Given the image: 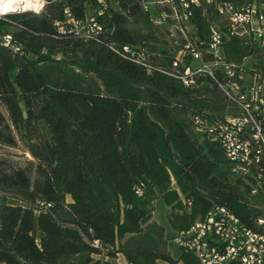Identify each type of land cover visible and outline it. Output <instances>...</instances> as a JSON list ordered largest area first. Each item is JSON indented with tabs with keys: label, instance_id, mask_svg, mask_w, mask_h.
I'll list each match as a JSON object with an SVG mask.
<instances>
[{
	"label": "trees",
	"instance_id": "1",
	"mask_svg": "<svg viewBox=\"0 0 264 264\" xmlns=\"http://www.w3.org/2000/svg\"><path fill=\"white\" fill-rule=\"evenodd\" d=\"M141 1L45 0L40 13L0 18V38L22 49L14 55L0 40V145L20 143L36 161H0V264H112L118 254L128 264H199L170 246L176 232L215 205L250 225L254 212L222 149L192 131L195 114H232L216 87L187 89L109 48L145 47L170 62ZM66 10L78 22L94 17L102 32L77 35ZM213 20L195 10L202 39ZM225 52L241 63L257 50L231 38ZM156 201L171 210L170 239L153 221Z\"/></svg>",
	"mask_w": 264,
	"mask_h": 264
},
{
	"label": "built area",
	"instance_id": "2",
	"mask_svg": "<svg viewBox=\"0 0 264 264\" xmlns=\"http://www.w3.org/2000/svg\"><path fill=\"white\" fill-rule=\"evenodd\" d=\"M8 1L0 0V18L26 12L11 8ZM141 8L167 42L170 62L160 63L161 54L149 53L145 47L110 45V50L145 72L172 78L187 89L198 88L204 81L216 87L232 114H195L192 131L222 149L229 176L245 191L247 205L254 212L248 225L228 208L215 205L188 229L176 232L169 244L193 254L199 264H264V0L241 4L230 0H142ZM197 9L219 19L209 24L207 40L193 22ZM65 13L77 35L96 39L102 32L94 17L82 23L67 10ZM56 26L63 32L62 26ZM231 38L251 44L257 53L241 63L229 60L225 44ZM0 40L8 41L14 55L21 54V47H14V37ZM136 193L142 194L140 189Z\"/></svg>",
	"mask_w": 264,
	"mask_h": 264
},
{
	"label": "rangeland",
	"instance_id": "3",
	"mask_svg": "<svg viewBox=\"0 0 264 264\" xmlns=\"http://www.w3.org/2000/svg\"><path fill=\"white\" fill-rule=\"evenodd\" d=\"M44 5H45V0H43V6ZM41 10L38 12H35V11H31V12L40 13ZM158 47L161 50L169 49L168 46H166V44H162V43L158 44ZM0 161L5 163L6 166L13 167V168L24 167L30 162L36 163V161L29 155L24 145L20 143L16 147H8V146L0 145ZM32 178H34V174H32ZM171 186L173 188H177L174 180H172ZM66 199L68 202L70 201L69 197H67ZM7 203L15 204L16 201L13 199H8ZM170 212L171 210L168 207H165L160 201L155 202V210L152 214L153 221H155L158 225L162 226L165 229L166 236L169 239L173 236L172 231L170 230L168 226V217H169ZM169 249L171 250L172 253L175 250L172 247H169ZM120 260H122V258L120 255H118L115 260H111V263L119 264Z\"/></svg>",
	"mask_w": 264,
	"mask_h": 264
},
{
	"label": "bare ground",
	"instance_id": "4",
	"mask_svg": "<svg viewBox=\"0 0 264 264\" xmlns=\"http://www.w3.org/2000/svg\"><path fill=\"white\" fill-rule=\"evenodd\" d=\"M8 5H10L11 8H20L23 11H40L43 7V0H9ZM3 39H12V38L10 35H6L3 37ZM2 44L4 47L8 48V41L2 40ZM14 47L17 46L14 45ZM10 49L12 50V48Z\"/></svg>",
	"mask_w": 264,
	"mask_h": 264
},
{
	"label": "crops",
	"instance_id": "5",
	"mask_svg": "<svg viewBox=\"0 0 264 264\" xmlns=\"http://www.w3.org/2000/svg\"><path fill=\"white\" fill-rule=\"evenodd\" d=\"M118 255H120L121 258H122V260L119 261V264H128V263L126 262L125 258H124L121 254H118ZM179 264H181V263H179Z\"/></svg>",
	"mask_w": 264,
	"mask_h": 264
},
{
	"label": "clouds",
	"instance_id": "6",
	"mask_svg": "<svg viewBox=\"0 0 264 264\" xmlns=\"http://www.w3.org/2000/svg\"><path fill=\"white\" fill-rule=\"evenodd\" d=\"M0 14H2V12H0Z\"/></svg>",
	"mask_w": 264,
	"mask_h": 264
}]
</instances>
